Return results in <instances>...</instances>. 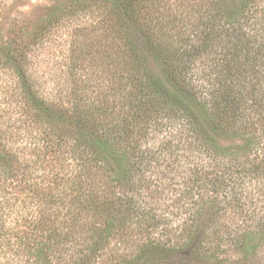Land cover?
I'll return each instance as SVG.
<instances>
[{
	"label": "trees",
	"instance_id": "1",
	"mask_svg": "<svg viewBox=\"0 0 264 264\" xmlns=\"http://www.w3.org/2000/svg\"><path fill=\"white\" fill-rule=\"evenodd\" d=\"M34 20L0 28V264H264V0Z\"/></svg>",
	"mask_w": 264,
	"mask_h": 264
},
{
	"label": "rangeland",
	"instance_id": "2",
	"mask_svg": "<svg viewBox=\"0 0 264 264\" xmlns=\"http://www.w3.org/2000/svg\"><path fill=\"white\" fill-rule=\"evenodd\" d=\"M53 1L55 0H0V28L7 29L13 21L26 20L32 22L42 13L45 7L52 5ZM60 33L62 32L60 31ZM63 33L59 40L56 37L54 38L56 40L54 42L58 44V49L54 45L42 49V52H44L42 57L45 62L40 71L43 73L42 78L46 90L54 86L61 87V83L64 81L62 60L58 56L59 50L63 48L62 43L67 40V33ZM3 81H5L4 74L0 73V87Z\"/></svg>",
	"mask_w": 264,
	"mask_h": 264
}]
</instances>
